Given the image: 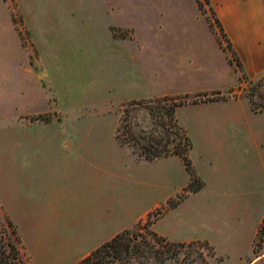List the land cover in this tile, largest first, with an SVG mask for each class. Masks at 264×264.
Here are the masks:
<instances>
[{"label":"rangeland","instance_id":"374dc122","mask_svg":"<svg viewBox=\"0 0 264 264\" xmlns=\"http://www.w3.org/2000/svg\"><path fill=\"white\" fill-rule=\"evenodd\" d=\"M198 68L223 70L224 86L189 92L181 77ZM184 95L175 116L207 181L169 210L189 175L176 157L145 161L137 146L175 136L148 107ZM230 97L264 110V78L245 73L204 0H0V264H78L121 216L155 202L149 211L169 210L157 229L215 245H157L127 264H264V235L253 238L264 112L244 103L207 118L187 105Z\"/></svg>","mask_w":264,"mask_h":264},{"label":"crops","instance_id":"0c3cea01","mask_svg":"<svg viewBox=\"0 0 264 264\" xmlns=\"http://www.w3.org/2000/svg\"><path fill=\"white\" fill-rule=\"evenodd\" d=\"M209 5L215 14V17L219 21L225 35L228 37L236 55L238 56L241 62V65L245 73L250 78H259V77L264 78V0H209ZM197 70L198 71L196 72L195 75L188 74L185 77H181V78H185L186 82L193 83L194 86L192 89H189V92L195 93L203 90H210L224 86L225 73L223 70L210 69V68H202V69L198 68ZM178 78L180 79V77ZM244 103L246 104L247 109L250 112L253 113L264 112V110H261L259 112L252 111L250 108L251 106L249 104V101L243 97L218 98L214 100H205L187 105L192 106V108L195 110L194 111L195 113L198 114L203 113L204 117L210 118L220 115L217 114L218 112L217 110L221 108H226L227 106L243 107ZM182 124L186 129L190 141H192L190 133L186 128V125L184 123ZM226 128L227 130L237 129L235 125L228 126ZM206 129L208 130H204L203 133L204 132L210 133L209 130L210 128H206ZM191 148H192V142H191ZM171 157H176L183 166L181 159L177 155L159 157L148 161H156L157 159L159 160V159L171 158ZM133 159L136 160L134 157ZM141 160L144 161L143 159H138L136 161H141ZM191 160L195 168L193 159L191 158ZM195 170L198 176L203 181V186L199 190L192 192L191 194L200 193L206 187L207 180L200 174V172L196 168ZM188 180H189V176L186 181L182 182V184L179 187L180 189L178 190H181L182 186L188 183ZM188 196H186L185 198H187ZM184 199H182L176 206L169 208V210L176 208ZM159 203L160 202H155L152 206L139 213L132 220H130L129 217L125 219L124 216H121L114 227H111L109 230L106 231V233H104V235L98 237L95 242L91 243V246H88L77 257L83 254L90 247H97L100 244L104 243L105 241L111 239L116 233L133 226L134 223L139 221L141 217H144L149 212V210L154 208ZM166 212L161 217H163L166 214ZM263 215H264V210L254 230V237ZM161 217H159L155 222H153L152 225L153 231H155L157 234L162 235L165 238L173 241L185 242V241L200 239V240H208L209 242L214 244V242L208 239L206 236H186V234H182V233H175L171 231L168 232L157 229L156 222ZM77 257L71 260H74Z\"/></svg>","mask_w":264,"mask_h":264},{"label":"trees","instance_id":"16d2710c","mask_svg":"<svg viewBox=\"0 0 264 264\" xmlns=\"http://www.w3.org/2000/svg\"><path fill=\"white\" fill-rule=\"evenodd\" d=\"M204 1L209 3V0ZM215 20L219 29L223 31L216 17ZM209 99L211 98H207V100ZM196 100L197 99L194 98L190 101L196 102ZM187 101H189L187 95L178 98L169 96L156 98L154 102L163 104L159 106L149 105L148 112L151 119H153L152 123L161 127H166L167 133L169 135L174 134L175 136H167L163 143L149 138L150 140L147 139V143L137 146L145 160H153L168 155H177L181 159L189 175V182L183 187V193L175 202L170 203L167 201L168 208L176 206L186 195L199 190L203 186V181L196 174V170L188 155L191 149V141L184 129L178 124L175 116L176 107ZM250 103L252 104V101ZM122 122L123 119L121 118L119 127L116 131V138L120 143L125 144L127 141L122 137L120 132ZM123 126L126 128L127 124ZM180 138L184 141H181ZM196 180L197 184L195 185ZM163 212L156 210L155 213H153L149 211L146 220L141 226L133 229H124L116 233L111 239L91 250L78 264H127L131 258L138 259L146 254L156 255L158 251L157 245L169 244V246H178L184 244L185 242L169 241L152 229H148L153 222L162 216ZM137 225H140V222ZM262 235H264V215L258 225L254 239L261 238Z\"/></svg>","mask_w":264,"mask_h":264}]
</instances>
